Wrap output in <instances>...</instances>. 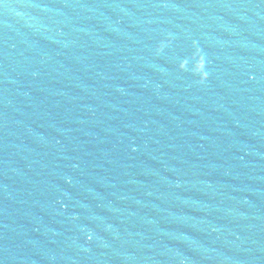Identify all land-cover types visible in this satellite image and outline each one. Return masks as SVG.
<instances>
[{
	"label": "water",
	"instance_id": "1",
	"mask_svg": "<svg viewBox=\"0 0 264 264\" xmlns=\"http://www.w3.org/2000/svg\"><path fill=\"white\" fill-rule=\"evenodd\" d=\"M0 264H264V0H0Z\"/></svg>",
	"mask_w": 264,
	"mask_h": 264
}]
</instances>
